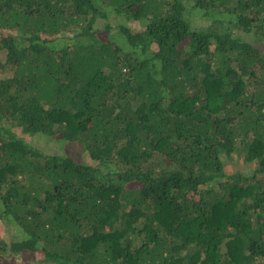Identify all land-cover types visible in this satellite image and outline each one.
Returning <instances> with one entry per match:
<instances>
[{
	"label": "trees",
	"instance_id": "1",
	"mask_svg": "<svg viewBox=\"0 0 264 264\" xmlns=\"http://www.w3.org/2000/svg\"><path fill=\"white\" fill-rule=\"evenodd\" d=\"M0 230V264H264V0H0Z\"/></svg>",
	"mask_w": 264,
	"mask_h": 264
},
{
	"label": "rangeland",
	"instance_id": "2",
	"mask_svg": "<svg viewBox=\"0 0 264 264\" xmlns=\"http://www.w3.org/2000/svg\"><path fill=\"white\" fill-rule=\"evenodd\" d=\"M112 20L115 22L116 21V19L113 17L112 18ZM117 21H119V20H117ZM2 54H4V52H2ZM19 130H21V128H18V131ZM18 131L16 130V132L18 133ZM22 131V130H21ZM23 132V131H22ZM23 135L25 136V138L27 139V140H29L32 144H38V145H42L41 147H49L50 149H51V151H53V146H54V144L53 143H51V142H49V141H45L46 139H41L40 137H34V135L32 136V135H28V134H24L23 133ZM75 152V151H74ZM0 236H1V230H0Z\"/></svg>",
	"mask_w": 264,
	"mask_h": 264
}]
</instances>
